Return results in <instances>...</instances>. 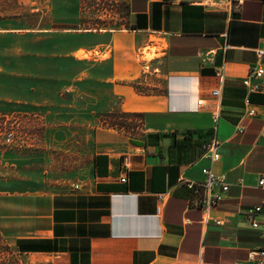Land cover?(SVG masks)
Here are the masks:
<instances>
[{"label": "crops", "instance_id": "0c3cea01", "mask_svg": "<svg viewBox=\"0 0 264 264\" xmlns=\"http://www.w3.org/2000/svg\"><path fill=\"white\" fill-rule=\"evenodd\" d=\"M105 1L43 0L44 17L74 19L75 29H0V41L44 34L42 52L0 55V116L62 101L80 117L142 116L141 136L96 128L87 178L61 192L0 184V234L44 264H254L248 256L264 241L246 212L264 201V92L244 81L264 68V0ZM86 17L109 22L89 28ZM152 48L156 71L146 77L141 53ZM18 62L31 73H15ZM214 138L221 158L212 164ZM206 167L230 184L209 213L187 187ZM257 220L264 225V212Z\"/></svg>", "mask_w": 264, "mask_h": 264}, {"label": "rangeland", "instance_id": "374dc122", "mask_svg": "<svg viewBox=\"0 0 264 264\" xmlns=\"http://www.w3.org/2000/svg\"><path fill=\"white\" fill-rule=\"evenodd\" d=\"M42 5L34 6L32 2ZM95 2V3H94ZM107 6L105 0H85V5ZM103 5L104 7H106ZM39 9V12H35ZM43 0H0V29L23 27L25 29H75L73 21L62 17H44ZM85 18L86 26H102L109 17ZM83 23V22H82ZM24 33V32H23ZM1 39L0 55L42 52L44 34L36 32L27 36ZM30 35V37H29ZM40 40V43H39ZM50 46V43H48ZM146 59L154 58L156 48L143 52ZM34 54V53H33ZM33 57V56H32ZM43 60V58H41ZM28 61V60H27ZM32 58V72H38ZM6 65V64H5ZM15 73L29 74L22 62L15 65ZM10 67V63L9 66ZM36 70V71H35ZM16 113L0 116V184L17 183L16 190L61 192L72 183L83 182L89 174L95 154L94 131L104 126L105 115L95 117L76 116L73 109L60 101L55 107H20ZM127 121L131 136H141V118L120 116L115 121ZM127 130V129H126ZM11 141L7 142L8 135ZM0 264H44L40 258L19 254L9 239L0 234Z\"/></svg>", "mask_w": 264, "mask_h": 264}, {"label": "built area", "instance_id": "2783aa9c", "mask_svg": "<svg viewBox=\"0 0 264 264\" xmlns=\"http://www.w3.org/2000/svg\"><path fill=\"white\" fill-rule=\"evenodd\" d=\"M257 56L259 59L264 57V41L262 45L257 49ZM144 55V53H141ZM152 59H145L143 63V74L148 77L153 74L156 69L151 67ZM216 74L219 78H223V71L218 69ZM264 77V68L262 66L252 67L250 69L249 75L247 79L244 81V85L248 88L251 93H262L264 92L263 84H261V80ZM255 81V82H254ZM213 96H219L220 90L216 89L212 91ZM199 107L204 106V101L198 102ZM246 116L249 118H255L257 115V111L255 108L251 106V104L246 103ZM217 120V119H215ZM237 133L239 135H243L245 133V127H239L237 129ZM7 142L11 141V134L8 135ZM221 147V143L217 138H214L208 145L205 147V155L210 159L211 163H216L220 160L221 155L219 153V149ZM128 166L126 165V168ZM202 174L205 179L203 181H190L187 182V187L190 189L192 193V205L194 207H199L203 209L205 212L209 213L213 208L218 206L220 202L225 200L227 197L230 184L227 181L225 175H216L211 167H206L202 170ZM126 179H123V182H126ZM258 187L264 190V173L261 175L258 181ZM76 190H80L79 186L74 187ZM264 212V201L260 204L251 207L246 212V219L250 223L252 229L258 230L261 238L264 241V225H261L257 220V217ZM218 223H221L218 221ZM249 261L254 262V264H264V245L256 250L250 252L248 256ZM240 264V263H236Z\"/></svg>", "mask_w": 264, "mask_h": 264}, {"label": "trees", "instance_id": "16d2710c", "mask_svg": "<svg viewBox=\"0 0 264 264\" xmlns=\"http://www.w3.org/2000/svg\"><path fill=\"white\" fill-rule=\"evenodd\" d=\"M120 116H124L125 117H139L142 119L143 121V117L142 116H139L137 114H124V113H119V112H115V113H110V114H107L105 115L106 119H105V122L104 124L109 126V127H114V128H119V129H131V130H134V127L135 126H132L130 127L129 125H127V121H123L122 123H119V122H116L115 121H110V120H114L115 118H119ZM166 137V135H165Z\"/></svg>", "mask_w": 264, "mask_h": 264}]
</instances>
